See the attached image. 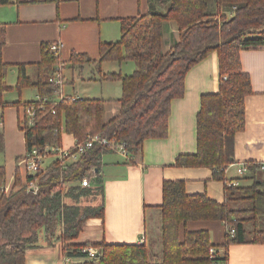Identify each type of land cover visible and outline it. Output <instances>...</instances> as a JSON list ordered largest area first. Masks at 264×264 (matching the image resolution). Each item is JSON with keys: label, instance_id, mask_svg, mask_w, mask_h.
Returning a JSON list of instances; mask_svg holds the SVG:
<instances>
[{"label": "trees", "instance_id": "16d2710c", "mask_svg": "<svg viewBox=\"0 0 264 264\" xmlns=\"http://www.w3.org/2000/svg\"><path fill=\"white\" fill-rule=\"evenodd\" d=\"M148 2L146 14L120 20L119 40L100 43L99 59L94 60L73 51L63 61L59 52L50 50L52 41L41 46L37 63L7 64L2 59L5 25L0 22V107L22 105L35 109L33 123L24 128L26 151L61 144L62 124L65 133L80 143L96 134L107 142L97 143L64 169L55 159L44 171L26 177L35 181V188L27 186L26 178L16 168L12 189L3 192L6 173L0 166V264H25L27 251L38 246L41 233L61 243L64 258L86 257L83 262L71 264H212L209 250H218V246L211 243L209 231L190 230L186 225L198 220L219 221L234 230L224 234L223 254L216 256L220 264L226 262V249L231 243H264V230L248 232L244 224H254L257 216L264 215V181L255 178L250 186L225 184L223 202L204 193L188 194L183 180L164 181L163 200L158 206L161 258L156 262H151L145 241L141 245L71 242L78 238L88 219L104 218L103 201L82 204L83 199L102 193L100 169L104 155L123 148L132 159L142 151L144 140L165 139L171 102L183 96L187 72L212 52L218 56V90L200 96L196 151L178 155L174 164L210 168L214 179L225 182L226 166L235 161V135L245 128V99L252 93L250 77L241 67L240 51L264 46V0H158L166 5L164 11L156 9L154 0ZM7 3L9 0H0V5ZM168 21L177 26L178 37L170 49L163 51L164 25ZM108 61H132L136 68L129 74H106L101 66ZM65 64L78 72L84 65L92 66L93 76L88 80H119L122 93L117 100L118 114L105 121L102 98H77L69 93L59 97L58 87L49 79L57 66L63 69ZM11 65L17 68L14 88L19 93L23 88H34L36 101L3 100V94L13 87L7 85ZM62 77L66 83V77ZM253 167L258 169L257 165ZM83 176L89 178L92 187L80 186ZM243 201H249L250 207L234 206ZM243 212L251 216H238ZM90 245L99 249L97 255L81 252Z\"/></svg>", "mask_w": 264, "mask_h": 264}, {"label": "crops", "instance_id": "0c3cea01", "mask_svg": "<svg viewBox=\"0 0 264 264\" xmlns=\"http://www.w3.org/2000/svg\"><path fill=\"white\" fill-rule=\"evenodd\" d=\"M153 4L159 11H164L166 6L160 5L158 0H154ZM148 9V0H9L7 5H0V22L5 25L6 31L2 59L5 63L14 65L37 63L41 60V46L52 41L61 44L59 55L63 61L68 60L73 51L85 53L93 60L99 59L100 43L119 40L120 20L135 17L139 13L146 14ZM164 27L163 51L170 49L178 37L177 26L172 21L165 23ZM240 62L243 71L248 73L252 82V93L245 99V128L235 135L233 163L234 165L244 163L246 172L243 176H237L236 167L229 165L225 169V181L238 179L240 184L244 182L245 186H250L253 178L258 179L256 172L259 169L253 166L264 162V46L241 50ZM108 63L109 61L102 63V71ZM14 65L8 68V86H13L16 82L17 68ZM135 68L133 65L131 70L134 71ZM67 69L70 71L64 66L63 75L73 86L78 71H73L70 67ZM83 71L89 75L86 80L93 76L92 66L87 65L86 68L84 65L80 69L81 76L79 75L82 81H85L82 77ZM28 72L32 73L30 68ZM69 73L70 78L67 77ZM10 75L12 81L9 80ZM218 79V56L212 52L187 72L183 96L171 102L167 123L169 131L165 139L144 140L142 151L132 159L116 152L104 155L100 169L101 195L105 205L104 218L88 219L78 238L71 241L72 243L98 244L100 241L108 244L137 243L143 237L150 257L154 256L158 252L154 253L156 248L152 243L153 239L158 238L156 246L161 247L159 240L161 212L158 206L163 200L164 181L183 180L188 194L204 193L218 202H223L226 182L214 179L212 169L181 168L174 164L178 155L196 151L195 123L200 107V96L217 92ZM79 85L73 87L75 91L73 95L77 98L81 97ZM7 93L9 92L3 94V100L15 102L17 98H7ZM35 93V98L38 99L36 90ZM23 95H20V101L23 103L29 101L24 100L26 97L21 98ZM102 98L105 99L104 120L108 121L118 114L119 103L117 101L116 104L113 103L110 98L103 96ZM23 108L22 105L0 107V135L3 137V151L0 152L3 160L0 159V166L5 168V182L11 188L16 168L22 177H25L16 160V157H22L26 151L24 131L19 126ZM109 111L112 115L105 117ZM68 136L71 144L74 139L72 135ZM12 140L16 142L19 140V144H14ZM60 143L64 145L62 139ZM70 144H67L66 148ZM49 157L51 156L45 157L44 166L54 162L55 158L51 157L52 161L46 163V158ZM257 222L258 218L252 229L247 231L255 228L264 230V227H258ZM247 223L249 222L244 223L245 228ZM186 225L188 229L194 231L208 230L211 243L218 246V253L222 256L226 232L223 223L215 220H198L187 222ZM157 231L159 237H156ZM226 253L227 260L223 264H264V243L246 241L231 243L227 246ZM25 258V264H71L83 262L86 257L64 258L61 243L50 241L41 233L38 246L28 250Z\"/></svg>", "mask_w": 264, "mask_h": 264}, {"label": "built area", "instance_id": "2783aa9c", "mask_svg": "<svg viewBox=\"0 0 264 264\" xmlns=\"http://www.w3.org/2000/svg\"><path fill=\"white\" fill-rule=\"evenodd\" d=\"M61 44H59L58 41L51 43L50 50L53 52H59ZM56 73L51 76L49 79V82H53L58 87V94L59 97L62 96V88H63V72L62 68L60 66L56 67ZM53 111V110H52ZM35 109L31 106H27L23 108L22 113V119L19 122L20 129L24 131V128L28 125H31L35 118ZM1 125V121H0ZM97 143L105 145L107 144L106 140L102 138L100 135L96 134L95 136L89 137L82 143L73 140L72 144L70 146L63 147V145L58 143H53L50 145H45L43 148H36L33 147L29 151H25V154L22 155L20 160L18 161V167L22 168V170L25 173V178L28 176H35L39 173L40 170L44 171V159L45 157L51 156L55 159H57L60 163V168L64 169L67 167V165L71 162L78 161L83 153H85L88 149L96 145ZM116 153L120 154L121 156H126V158H130L128 152L126 149L123 148H117ZM233 166L234 163H229L227 166ZM259 170L264 172V162L256 163ZM226 166V167H227ZM236 167V175L237 176H243L246 172V167L244 163H240L239 165H234ZM25 182L28 187L35 188V181L33 179L27 180L25 179ZM226 185L231 187H239L240 182L238 179H231L226 180ZM80 186L82 187H92L89 178L87 176H83V178L80 180ZM12 188L8 183H4L1 190L5 193H9ZM226 230H228L231 234L234 232L232 228H229L227 226ZM144 242V238L138 240V244H142ZM82 253H86L87 256H94L99 253V249L95 246H84L81 250ZM210 256L213 259L212 264H220L216 260V256L218 257L219 253L216 248H211L209 250ZM67 264V263H63Z\"/></svg>", "mask_w": 264, "mask_h": 264}, {"label": "rangeland", "instance_id": "374dc122", "mask_svg": "<svg viewBox=\"0 0 264 264\" xmlns=\"http://www.w3.org/2000/svg\"><path fill=\"white\" fill-rule=\"evenodd\" d=\"M212 11L214 12V7L212 6L211 7ZM165 48H166V44H165ZM118 63L117 62H111L109 61L108 65L106 66L105 70H103L104 73H108V72H117V73H121V74H124V73H131L133 70H131L132 66H136L134 62L132 61H124L122 62L121 64L117 65ZM86 68H87V65H85ZM65 67H66V70L70 71V69H67L69 66L65 64ZM102 69V67H101ZM84 72V71H83ZM90 74V73H88ZM80 75V72H76V76H75V81H74V85L72 86L71 84L68 83V78H66V83H64L63 81V88H62V95H66V93L68 94H73L75 91H74V88H76V84H80V90H79V97L81 96L82 98H95V97H99V98H102L105 97L107 99H112L113 103L116 104V101L120 98L121 96V93H122V86L120 85V82L119 80L117 79H108V80H103V81H99V80H94L93 81H88L86 80L87 76V72H84L82 77H84L85 81H82V78L79 76ZM91 76V75H90ZM67 77H71V74L69 73L67 75ZM9 80L12 81V77L10 75L9 77ZM23 91V92H22ZM21 92L22 93H19L18 90L16 88H14V85L12 87V89H9V93H7V98H17L16 101L20 100L19 97L20 95H23L21 98L23 97H26L24 100H29V101H36L37 98H35L36 96V93H35V89L34 88H30V87H26L25 90L23 89ZM35 93V94H34ZM104 99V98H102ZM15 101V102H16ZM118 102V101H117ZM109 115H112V113L109 111L108 113L105 114V117H109ZM22 118V117H21ZM61 129H62V143H64L63 147H66L67 144H70V137L68 136V134L65 133V129H64V125L62 124L61 125ZM14 139V138H13ZM12 142L14 144H19V140L16 142V140H12ZM71 144H72V141H71ZM70 144V145H71ZM3 156L1 155L0 156V159L1 161L3 160L2 159ZM53 158L49 157V158H46V163H49L52 161ZM236 171V170H235ZM256 176L259 180H264V172L259 170L256 172ZM244 182H242L240 186H243ZM101 201H104V199H102V195L100 193L97 194L96 197H88V198H85L83 199L82 201V204L83 203H88V202H93V204H97L98 202H101ZM235 207H237L238 209L240 208H248L250 207V203L249 201H243V202H240V203H236V205H234ZM238 216H242V217H250L251 216V213H248V212H243V213H240ZM258 218V222L257 224L258 227L260 228H263L264 227V215H259L257 216ZM256 218V219H257ZM251 222L247 223L246 225V230H251L252 227L254 226L253 224H250ZM156 237H159V231L156 232ZM40 238H41V235H40ZM39 238V239H40ZM154 238V234L152 235V239ZM151 239V240H152ZM158 238H155V240L153 239V242L155 244V248H156V254H154V256H151V262H156L157 260H160L161 258V247L159 248V245L158 247L156 246V243H158Z\"/></svg>", "mask_w": 264, "mask_h": 264}, {"label": "bare ground", "instance_id": "6f19581e", "mask_svg": "<svg viewBox=\"0 0 264 264\" xmlns=\"http://www.w3.org/2000/svg\"><path fill=\"white\" fill-rule=\"evenodd\" d=\"M91 246V245H90Z\"/></svg>", "mask_w": 264, "mask_h": 264}]
</instances>
